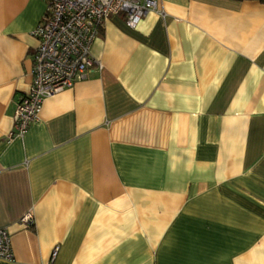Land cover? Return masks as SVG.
<instances>
[{
	"label": "crops",
	"instance_id": "0c3cea01",
	"mask_svg": "<svg viewBox=\"0 0 264 264\" xmlns=\"http://www.w3.org/2000/svg\"><path fill=\"white\" fill-rule=\"evenodd\" d=\"M156 2L10 138L46 2L0 0V264H264V3Z\"/></svg>",
	"mask_w": 264,
	"mask_h": 264
},
{
	"label": "built area",
	"instance_id": "2783aa9c",
	"mask_svg": "<svg viewBox=\"0 0 264 264\" xmlns=\"http://www.w3.org/2000/svg\"><path fill=\"white\" fill-rule=\"evenodd\" d=\"M46 7L31 35L37 40L28 91L17 98L13 132L22 137L29 124L38 120L43 101L86 79L98 62L90 55L93 41L104 21L111 15H123L125 25L134 29L149 11L159 12L156 0H45ZM19 223L33 224L25 214ZM56 255L51 253L50 261ZM0 260L12 261L10 236L0 227Z\"/></svg>",
	"mask_w": 264,
	"mask_h": 264
},
{
	"label": "trees",
	"instance_id": "16d2710c",
	"mask_svg": "<svg viewBox=\"0 0 264 264\" xmlns=\"http://www.w3.org/2000/svg\"><path fill=\"white\" fill-rule=\"evenodd\" d=\"M257 1L264 3V0H257Z\"/></svg>",
	"mask_w": 264,
	"mask_h": 264
}]
</instances>
